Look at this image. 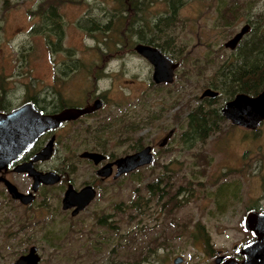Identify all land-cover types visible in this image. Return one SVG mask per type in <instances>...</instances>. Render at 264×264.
I'll return each mask as SVG.
<instances>
[{
	"label": "rangeland",
	"instance_id": "obj_1",
	"mask_svg": "<svg viewBox=\"0 0 264 264\" xmlns=\"http://www.w3.org/2000/svg\"><path fill=\"white\" fill-rule=\"evenodd\" d=\"M50 1L53 7H62L66 22L65 38L56 49L57 45L47 46L43 33L37 31L32 35L29 30L31 25H41L39 20H29V10L45 7ZM67 1L0 0V23L6 29L4 35L0 34V57H3V60L0 59V70L18 72L14 82L22 101L26 98L39 100L43 96L48 98L47 93L53 90L58 93L56 96L59 99L62 96L70 104L89 98L92 93L106 96L107 106L96 114L95 124L90 125L92 134L96 135L93 140L91 136L89 139H97L96 144L90 146L99 144L100 148L116 157L132 153L137 145L145 147L156 141L158 144L172 127L178 129L173 142L181 143L179 136L184 128L180 126L185 123L186 114H193L191 110L195 112L203 92L211 84H217L215 74L224 64L230 63L229 57L233 54L239 56L238 53L246 45L245 41L250 43L260 35L255 29L264 28V0H253L255 7L250 15L254 16L252 32L244 37L234 53L225 50L224 44L240 32L241 26L237 22V30H215L213 22L217 0H190L177 17L181 21L180 29L166 32L170 36L164 32L154 34L146 23V32L141 35L149 40L158 36L156 44L161 45L166 55L174 56L180 62L181 68L175 71L173 83L166 87L154 84L152 65L135 52L133 45L116 44L119 31H122L117 20L111 33L115 43L107 40L108 45H105L102 40L100 44L85 40L87 35L80 29L79 22L86 16L101 19L108 16L113 8L118 9L116 17H122V0ZM241 2L235 0L238 8L234 4L237 11L235 16L239 18L246 17L241 15L245 11L241 9ZM158 3L162 2L150 0L147 5L145 0L141 12L135 10L133 13L136 17L152 18L158 11L166 12V6L163 9ZM224 5L228 9L229 2ZM135 33L138 37L139 33ZM170 37L175 39V44L169 42L166 46L165 41ZM260 42L264 45V40ZM256 56L258 53L254 52L250 54V59ZM8 86L12 87L11 82ZM222 101L221 95L215 104L220 105ZM85 137L75 141L65 140L52 161L43 166L52 169H70L74 166L78 168L75 176L77 185L90 181L87 179L90 164L78 161L79 154L83 152L81 139ZM263 140L264 123L255 133L234 127L221 132L216 138L212 137L205 147L193 149H198L200 156L211 159L210 164L204 167V175H199L193 182H230L227 178L230 174L219 172L224 169L230 173L239 172V168L234 167L238 165L236 160L240 154L253 155L259 146L264 149ZM180 143L179 151L185 150ZM158 149L156 146V151ZM171 150L165 155V160L178 148ZM187 161L191 159L185 158L184 162ZM194 161H197L196 158ZM157 168L158 160L149 168L123 176L119 181L98 182L100 187L96 199L77 217L63 212L60 186L43 188L30 208L8 197L0 198V264H14L34 246L42 258L41 264H161L167 255L153 251H157L161 244L159 238L163 233L168 236L177 233L175 246L186 261L183 264L196 263V253L189 248L195 233L193 225L195 222L202 223L210 231L214 223H209L206 218L197 221L201 216L195 213L190 204L179 207L178 219L161 220V214L157 211L159 204L154 201L147 203L149 193L142 186L145 181L156 182L159 176ZM179 170L174 176L182 185L192 178L191 174H196L193 169L192 172L188 171L186 164L184 168L179 166ZM183 170L186 172L183 173ZM254 177L249 172L233 176L242 184L243 193L245 190L249 195L254 193L253 186L260 180ZM12 179L24 191L31 190L32 184L26 176H12ZM103 217H106L104 224H99ZM234 224L231 223L232 226ZM215 233L216 227L212 241L219 247L237 238L233 234L235 232L229 229L225 232V238Z\"/></svg>",
	"mask_w": 264,
	"mask_h": 264
},
{
	"label": "flooded vegetation",
	"instance_id": "obj_2",
	"mask_svg": "<svg viewBox=\"0 0 264 264\" xmlns=\"http://www.w3.org/2000/svg\"><path fill=\"white\" fill-rule=\"evenodd\" d=\"M127 4L130 0H126ZM162 3H158L157 5H162V8L164 9L166 6L167 11H158L157 15H154L152 18H145L141 15L139 17H136V15L133 13L136 8H132L128 6L127 8H122L121 11L123 14V17H116L117 8H113L112 10H109L108 16L105 15L101 19H96L92 16H86L84 20L80 21V29L86 33V39L85 40H92L96 41L99 44L100 41H104L105 45L107 43V40L111 43H115V38L111 36V33L113 31L112 27L115 24L114 21L119 22V26L121 27L122 31H119V39L117 40L118 45H124L129 46L133 45L136 47L139 44L148 45V42H152L154 39L155 41H158V36L153 37V40L147 39V37H143L144 32H146L145 24H149V30L155 28L158 32H164L166 35L170 36L169 33H166L168 31H178L181 25V21L177 18L180 10L188 3H190V0H160ZM215 1V0H214ZM227 2H229V8L226 9ZM235 0H217V9L214 16V22L213 27L215 30H228V29H236L237 30V22L241 26L240 31L242 28L247 27L248 29L247 33L242 37L241 41L244 39V37L252 32V21L254 16H250L252 11L254 10L255 4L253 0H242L241 2V9H244L245 11L242 12L241 15L246 16L243 18H239L235 16ZM257 5V3H256ZM238 8V6L236 5ZM37 9V8H36ZM33 9L32 11L29 10L28 16L30 17L29 20H39L41 22L40 26H36V24L31 25L29 30L31 34H35V32L43 33L45 37V43L47 46L52 45H60V43L65 38V27L66 22L62 15V7L57 8L53 7L51 4V1L47 3V6L41 7L40 9ZM2 10V9H1ZM229 10V11H228ZM115 11V12H114ZM219 11V12H218ZM237 12V11H236ZM4 14V12H3ZM130 14V15H127ZM235 18L237 20L235 21ZM240 19V20H239ZM251 19V23H250ZM99 21H103V26H111L110 31L106 34L104 37V33H100L98 31L97 25H99ZM140 21V23H137ZM257 21V20H256ZM39 22V23H40ZM244 22V25H243ZM219 24V26H218ZM257 24V22H256ZM1 23H0V34L4 35L6 32V29H4ZM37 27H39V30H37ZM61 31L63 35H61ZM136 32H138V37L136 35ZM39 34V35H43ZM103 34V35H102ZM99 35V36H97ZM236 35V34H235ZM8 39V37H7ZM193 41V40H192ZM199 41V40H197ZM241 41L239 42L238 46L234 50H227L232 53L237 51L239 48ZM57 42V43H56ZM169 42H173L175 44V39L170 37L169 40L165 41L166 46L169 45ZM104 44V43H102ZM173 44V45H174ZM151 46V45H150ZM154 47V46H153ZM225 49V47H224ZM226 50V49H225ZM162 51V50H161ZM164 56L170 57L174 62L178 64V69H180V62L175 59L174 56H168L162 51ZM143 58V57H142ZM243 57H239L237 55H231L229 57V62H240ZM1 60H3V57H0ZM145 59V58H144ZM147 62L148 60L145 59ZM225 63V62H224ZM229 63V64H230ZM228 64V63H227ZM75 67V66H74ZM73 68V66L71 67ZM176 69V70H178ZM175 70V71H176ZM175 71H174V78H175ZM18 72H7L4 70H0V125L4 122L5 125H8V120H4V116H9L11 114L16 113L20 110L21 107L32 104L35 109H37L39 112L43 113L45 116H56L61 113H63L66 110H72V109H85L91 106H94L95 103L100 100L103 102V107L95 110L93 112H90L88 114H85L81 117H78L76 119L67 120L61 127L55 128L53 130H48L41 135V137L35 141V143L27 150L24 151L17 159H12L7 164L6 167H3L0 171V189H2V192L0 191V198L8 197V199H11L13 202H17L19 204H22L25 208H30L29 206L34 204L38 193L43 188H56L59 187L61 190L59 191L60 195L63 196L62 198H65V194L68 190L71 188L74 189L76 192H81L86 187H92L95 192L96 196L98 195L99 190V184L98 182H103L104 184L109 183L111 180L113 181H119L121 177L133 174L139 170H144L146 168H149L151 165L155 163L156 160H158V178L156 179V182L154 183H148L143 182L142 186L145 188L146 192L149 193V199H146L147 203L150 201H154L155 203L159 204V210L158 214H161L160 219L164 220H170L171 219H178V209L181 206H188V204L192 205L194 208V211L198 216H201L200 218H197L196 220H200L203 218H206V221H209V223H214L213 228L208 231L207 225H203L202 223L195 222L193 227L195 228L193 232H195L193 236V240L191 241L192 245L189 246L195 253L196 256L194 260H196V263L193 264H225L226 262L232 261L235 263H238L243 260V254H242V248L245 247L249 242L256 239L255 235L252 233V231L245 230L244 227V221L246 216L249 212H255L257 214H260V212H264V149L261 148L262 146L257 147L258 150L255 154L246 155L244 152H242L239 156V159L236 161L238 162V165L234 168H239V172L230 173L229 170L224 169L222 172H219L221 174H230V177L227 178L230 180L226 181L223 180V182H217L213 181L211 183H206L205 181H199V182H193V180L197 179L199 175H204L203 171L204 167L208 166L210 164L211 159L210 158H204V156H200L198 154L197 147L203 146L209 142V140L212 139V137H217L220 135L223 131H228L230 128L233 129L234 127L239 128L243 131H251V133H255L256 130L259 128L261 123H264V119L260 120L257 123V126L252 129L248 124L239 125V123L233 122L223 112V107L226 103L231 102L235 98V96H243V95H249L250 97H255L258 94H261L264 92V82L262 86H259L260 80L264 81V72L261 73V71L254 72H242L237 73V71H218V73L215 74L217 84H211L209 90L213 91L217 96L209 97L202 99L200 96V101L197 106L203 105L204 107L208 108L207 112H210L211 106L214 108H217L219 110L218 119L212 118L210 116L209 120L207 121V125L205 128V134L203 135H194L192 134V120L191 117L193 114H189V112L186 114V121L185 123L181 124L180 128H184L183 132L181 133L180 142H173V138L177 136V128L172 127L170 131L172 132V135L168 138L167 135H165L161 141L155 144H150L147 146H143L140 150H133L132 153H127L123 156L116 157L114 154H110L109 151H106L105 149L100 148V145L97 146H90L92 143L96 144L97 139L94 141H91L89 137H92V140L94 139L96 134H92V125L95 124L96 120H94V117H96V114H98L101 110H103L107 104L108 101L106 99V96H99V94L92 93V95L89 98L83 99L82 101H76L73 104H70V101L66 100L65 98L59 99L56 94V92L49 91L47 94L48 98L43 96L41 99L36 98H26L24 101L19 100V94H18V86L17 83L15 84L14 80L18 78ZM237 75L238 77H234ZM153 79V78H152ZM173 80V79H172ZM174 81V80H173ZM12 84V87L8 86V83ZM154 82V81H153ZM173 83V82H172ZM171 83V84H172ZM233 83H239L240 86H244L243 91H240L237 88V85H234ZM155 85H163L168 86L166 84H156ZM51 89V88H48ZM207 89V90H208ZM206 92V91H204ZM203 92V93H204ZM232 94L231 97L226 98L224 95ZM203 95V94H202ZM223 96V101L220 105L215 104L216 101H218L220 96ZM59 96V95H58ZM83 98V97H82ZM214 99V100H212ZM22 101V102H21ZM194 110H191L193 113ZM243 118V119H242ZM241 122L242 123H249L251 120L246 115L242 116ZM93 120V121H91ZM91 121V122H90ZM15 122L19 125V119L16 118ZM79 125V126H78ZM230 128H228L227 126ZM77 126V127H76ZM82 126H85V128H81ZM212 126L214 129H212ZM76 127V128H75ZM227 127V128H226ZM98 131V130H97ZM94 130V132H97ZM169 131V132H170ZM6 132H12V137L16 134L17 138L19 137V127H16L13 124L12 130H7ZM168 132V133H169ZM15 133V134H14ZM74 133V134H73ZM167 133V134H168ZM24 131L22 132V136L24 135ZM73 134V136L70 137V135ZM192 134V135H191ZM85 138L81 139L83 152L79 154L78 161L81 163L86 162L87 164H90L91 167L90 172L88 173L87 179H91L88 182H84L81 185H77L75 176L77 175L78 168L74 167L70 169H52V168H46L43 165H48L50 161H52L55 154L59 152L60 146L65 143V140L71 139V140H79V137L85 136ZM165 140V141H164ZM51 142H53L54 147V153L53 156L46 161H34L36 155L41 152L43 149H45ZM180 144H183L182 151H179ZM264 145V140L263 144ZM151 146L152 147V153L154 155V160L151 164L143 166L136 171H133L129 174H125L118 179H115L114 176L116 174L117 168L116 166L113 167V173L108 178H102L98 175V171L103 168L106 164L114 163L117 159L126 157L128 155H132L135 153L140 152L144 148ZM156 146H158V151H156ZM101 147H103L101 145ZM173 147H177L178 150H174L172 155L167 159L165 155L168 153H171ZM187 148V149H186ZM171 150V151H170ZM190 151V152H189ZM100 153L103 154L106 159L102 161L99 165H96L95 162L89 158L83 157L82 155L84 153ZM196 152V154L192 153ZM206 153V152H205ZM246 155V156H245ZM185 158L191 159V161L184 162ZM196 158L197 161H194ZM181 159V160H180ZM203 162L204 164H202ZM33 163V167L35 170L41 172V173H48V172H54L58 176H60V181L57 184L54 185H44L41 184L38 191L34 193L35 200L29 204L25 205L20 200H15L9 193V190L4 182V180L10 182L11 184L15 185L18 190L25 194L30 195L33 193V186H34V179L29 175L27 172H19L18 169L21 166L27 165ZM187 165L188 171H191L193 169L196 174H191L192 178H190L187 182L182 185L178 182L177 177L174 176V174H177L180 172L179 166L184 168V165ZM167 170V171H166ZM187 170V169H186ZM186 170H183L182 172L185 173ZM192 172V171H191ZM246 172L253 173L259 180L256 186H253L254 193L252 195H249L247 191L244 190L243 193V187L242 184L236 179L233 178L234 174H241L244 175ZM26 176L30 182H31V190L24 191L20 188V185L16 184L14 180L12 179V176ZM3 193L5 195H3ZM168 194V195H167ZM94 199V200H95ZM93 200V201H94ZM91 201V203L93 202ZM90 203V204H91ZM89 204V205H90ZM63 205V200H62ZM88 205V206H89ZM87 206V207H88ZM86 207V208H87ZM63 208V206H62ZM85 208V209H86ZM84 209V210H85ZM65 213H70L72 217L73 211L75 208H72L70 210H64ZM145 215H149L144 213ZM169 218V219H168ZM105 220L106 217H103ZM235 223L234 226L231 225V223ZM174 227V226H173ZM209 227V226H208ZM216 227V233L215 235H219L220 237L225 238L226 234L225 232L229 229L235 233V236L237 237L235 240L233 239V242L229 243L227 245V242L224 243L222 246H216V243L212 241V234L213 230ZM231 228V229H230ZM171 232H175L171 231ZM177 233L175 235H164L159 238L161 239V244L159 245L157 251L154 250V253H164L167 256L162 261L161 264H183L186 261L184 260L183 255L181 252L178 251L177 247L175 246V241H177ZM157 241V240H156ZM170 242V243H169ZM202 243V244H201ZM201 244V246H197ZM185 252V251H183ZM179 259L178 263H176V260ZM146 261V260H145ZM144 261V262H145ZM148 261H146L147 263ZM42 263V262H41ZM192 264V263H190Z\"/></svg>",
	"mask_w": 264,
	"mask_h": 264
},
{
	"label": "water",
	"instance_id": "obj_3",
	"mask_svg": "<svg viewBox=\"0 0 264 264\" xmlns=\"http://www.w3.org/2000/svg\"><path fill=\"white\" fill-rule=\"evenodd\" d=\"M248 29L250 28H242L237 35H234L229 42L224 44L225 49L234 50ZM134 50L152 65V78L156 84L170 85L173 82L174 71L178 69V64L170 59V57L164 56L159 48L150 45L139 44ZM207 96L215 98L217 94L208 89L201 97L204 99ZM103 105V102L98 100L94 106L85 109L66 110L56 116H45L35 109L32 104H27L21 107L16 113L7 117L4 116V120H8L9 124L5 125L6 122H4L0 125V171L3 167L7 166L10 160L17 159L24 151H27L44 132L59 128L67 120L76 119L98 110ZM223 112L233 122L239 123V125L248 124L254 129L257 123L264 119V92L255 97H250L249 95L235 96L231 102L225 104ZM244 115L249 117L251 120L250 124L240 121ZM16 118L19 119V125L15 122ZM13 124L19 127L20 135L18 138L15 133L14 137H12V132H6L7 130L13 129ZM23 131L25 134L22 136ZM172 132L170 131L165 139H168L172 135ZM53 153L54 147L53 142H51L36 155L34 161L49 160L53 156ZM82 156L93 160L96 165H99L106 159L100 153L86 152ZM153 160L152 147L148 146L138 153L119 158L114 163L106 164L98 171V175L102 178H108L113 173V167L116 166L117 171L114 178L118 179L125 174H129L143 166L151 164ZM18 171L27 172L33 177V193L25 195L15 185L6 180L4 182L13 199L20 200L25 205H29L35 200L34 193L38 191L41 184L54 185L60 181V176L54 172L41 173L35 170L33 163L19 167ZM95 196L96 192L92 187H86L81 192H76L71 188L66 192L65 198L63 199V209L70 210L75 208L73 216H76L95 199ZM244 227L245 230L252 231L256 239L242 248V261L238 263L229 261L225 264H264V212H260V214L249 212L245 218ZM179 259L176 260V263H178ZM41 261L42 258L39 255L38 248L34 246L29 250L28 254L19 257L14 264H41Z\"/></svg>",
	"mask_w": 264,
	"mask_h": 264
},
{
	"label": "trees",
	"instance_id": "obj_4",
	"mask_svg": "<svg viewBox=\"0 0 264 264\" xmlns=\"http://www.w3.org/2000/svg\"><path fill=\"white\" fill-rule=\"evenodd\" d=\"M144 1L145 0H130L128 2V4L122 0V3L124 4L123 5V8L125 7H132V8H136L139 13L141 12V10L143 9V6H144ZM68 3L71 2V0H68L67 1ZM150 4V0H147V5ZM229 8V7H228ZM229 11V10H228ZM123 12V11H122ZM122 17H123V14H122ZM257 25V24H256ZM98 27V31L100 33H104V37L106 36V34L110 31L111 29V26H103V21H100L99 25H97ZM259 27V26H258ZM261 29V30H260ZM256 31L255 32H260V35L253 39V41H251L250 43L248 41H245L244 43V48L238 53L239 54V57H243L242 60L240 62H234V63H228V64H224V66L221 67V70L220 71H237V73H242V72H254V70H258V71H261L264 72V45L261 44L260 40H264V39H261V38H264V28H258V29H255ZM151 31L154 33V34H160L161 32H158L155 30V28L151 29ZM61 35H63L62 31H61ZM103 35V34H102ZM108 35V34H107ZM158 43L157 41H155V39L152 41V42H148V45H151V46H154V47H157L159 48L160 50H162V47L160 44H156ZM59 47L58 45L55 46V49ZM163 51V50H162ZM254 52H257L258 53V56L254 57V58H257V60H254V58L250 59V54L254 53ZM249 53V55H247ZM247 55V56H246ZM254 60V61H253ZM235 78L238 77L237 75L234 76ZM264 81L260 80L259 82V86H262ZM234 85H237V88L240 90V91H243L244 89V86H240L239 87V83H233ZM232 94H228V95H224L226 98L228 97H231ZM214 100V99H212ZM211 110L210 112H207L208 111V108L204 107L203 105H200L198 107H196V110L195 112L193 111V115L191 117V120H192V124L190 127H192V134L194 133V135H204L205 134V128H206V125H207V121L209 120L210 116L212 118H216L218 119V112L219 110L217 108H214V107H210ZM209 117V118H208ZM212 129L213 126H212ZM191 134V135H192ZM144 145H137L136 147L134 146L133 150H140L141 148H143ZM105 221L103 218H101L98 222L99 224H104ZM55 248V247H54ZM115 253V251L113 250V254ZM134 259H136L135 257H133ZM138 260H136L137 262ZM135 263V261L133 262Z\"/></svg>",
	"mask_w": 264,
	"mask_h": 264
}]
</instances>
